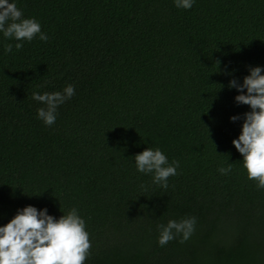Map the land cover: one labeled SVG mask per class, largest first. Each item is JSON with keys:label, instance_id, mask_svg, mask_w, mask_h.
Listing matches in <instances>:
<instances>
[{"label": "trees", "instance_id": "trees-1", "mask_svg": "<svg viewBox=\"0 0 264 264\" xmlns=\"http://www.w3.org/2000/svg\"><path fill=\"white\" fill-rule=\"evenodd\" d=\"M16 2L48 39L16 49L0 33V225L25 205L75 207L84 264H264V187L231 144L249 108L228 84L264 66V0ZM66 84L45 125L31 93ZM145 147L178 162L167 188L136 171ZM186 216L191 236L159 245L157 226Z\"/></svg>", "mask_w": 264, "mask_h": 264}, {"label": "clouds", "instance_id": "clouds-1", "mask_svg": "<svg viewBox=\"0 0 264 264\" xmlns=\"http://www.w3.org/2000/svg\"><path fill=\"white\" fill-rule=\"evenodd\" d=\"M195 0H173L175 7L190 9ZM0 33L5 38H13L14 47L20 49L23 41H31L34 36L46 41L48 35L41 31L35 17H25L17 7L16 0H0ZM13 44L4 45L10 52ZM264 66H252L241 82L229 80L230 88L237 94L233 97L237 104H245L249 111L243 113L239 134L231 140L232 146L241 155V165L248 179L255 180L257 187H264ZM74 86L66 84L60 91L32 92L35 101L43 106L36 109V116L45 125H52L57 116V107L70 99ZM240 119L239 114L229 117L230 121ZM137 172L152 174V182L168 187V177L176 175L178 162H169L159 147H145L132 157ZM220 174L231 171V164L218 166ZM196 225L195 216L169 219L158 225L157 243L161 246L180 236L187 240ZM90 248L89 234L85 220L72 207L59 217L48 213L47 208L37 209L25 205L0 225V264H84Z\"/></svg>", "mask_w": 264, "mask_h": 264}]
</instances>
